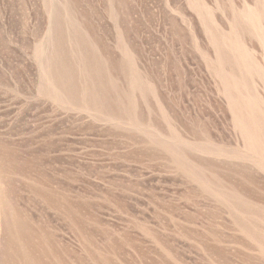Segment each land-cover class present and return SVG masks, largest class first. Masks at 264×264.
<instances>
[{
  "label": "rangeland",
  "instance_id": "obj_1",
  "mask_svg": "<svg viewBox=\"0 0 264 264\" xmlns=\"http://www.w3.org/2000/svg\"><path fill=\"white\" fill-rule=\"evenodd\" d=\"M0 264H264V0H0Z\"/></svg>",
  "mask_w": 264,
  "mask_h": 264
}]
</instances>
